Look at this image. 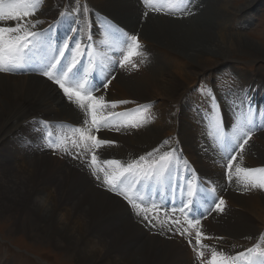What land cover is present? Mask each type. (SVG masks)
Wrapping results in <instances>:
<instances>
[{"label":"bare ground","instance_id":"obj_1","mask_svg":"<svg viewBox=\"0 0 264 264\" xmlns=\"http://www.w3.org/2000/svg\"><path fill=\"white\" fill-rule=\"evenodd\" d=\"M90 1L89 6L96 4L97 10L93 9L99 12V15H103L96 21L88 17L85 19V22L89 20L93 22L92 27L89 28L94 32L100 75L102 76L103 72L107 73L102 76L103 80L116 75L106 91L100 89L95 94V96H103L108 105L104 109V114L146 102L154 103V106L148 108V111H151L155 108L156 100L165 95V104L158 107L157 116L152 124L147 121L142 126L133 128L122 126L126 117L117 116L110 119L106 127L112 131L119 128V133L112 134L106 130L101 133L102 140L113 143L102 147L98 152L99 160H118L122 165H126L138 160L140 156L147 157L148 153L155 150L156 144L169 134L176 135L179 141L173 138L170 141L182 146V150H185L195 164L207 188L206 191L199 192L201 205L206 206L203 202L204 198L213 200L212 204H214L216 199L223 195L227 186L224 180L228 174L231 178H239L234 184L237 189L243 191V195L232 196L227 191L223 200L231 205L232 210L238 213L243 211L250 216L245 218L246 230H244L239 228L244 224L243 221L228 208L223 207L222 215L213 213L215 218L221 217L222 220L226 218L229 225L224 223L226 226H222L221 222H215L218 224L216 227L212 218L203 222L202 231L204 235L207 234V238L202 241L204 245L209 246L204 249L205 254L209 255V249L219 251L220 247L226 250L233 249L228 254L233 253L234 257L240 252H247L264 237V189L246 190L243 174H237L235 168H255L264 165V141L258 144L250 143L264 134V131L259 132L254 129L257 133L244 146V154H241V150L236 151L238 144L229 142L227 137L231 135L236 120L233 116L234 112L241 111L245 107L235 110L225 103L226 156L237 157L233 163L234 170L231 173L226 172L227 160L218 156L219 140L215 152L210 142L214 143L217 139L214 140V137L208 134V127L199 121L198 115L188 109L189 106L197 104L207 111L209 105L206 97L199 92L188 93L187 85L191 78L203 71L209 69L213 72L218 63L227 62L231 56L241 54L242 47L251 53L257 52L262 55L264 51L251 44L243 46L245 40L242 35L234 37L221 32L229 24L232 25L229 20L234 12L224 7L228 5L227 2L223 7L216 8L214 12L206 8L202 10L191 8L194 15L190 12L178 13L182 18L180 22L173 17V12L166 14L164 18L151 19L155 12L148 8L144 10V6L138 0ZM217 1L219 2V0H208L215 5H218ZM138 2L141 9L148 12V21L144 26H140L141 9ZM244 6L241 8L244 9ZM63 8L69 9L70 14L61 21L62 29H70L69 17H79L75 12L76 9L71 7L67 0H43L36 16L53 20ZM241 8H233V10L239 13L243 11ZM235 17H232V20ZM105 21L112 25L117 24L114 26L129 34L138 33L139 36H145V39L140 37V42L145 45L142 47L143 54L133 58V62L137 64L136 68H132L131 65L119 67L117 58L113 57L118 53L105 46ZM14 22L9 20L3 24L9 26ZM63 23L66 26H63ZM79 28L81 31L86 30L84 25ZM76 40L77 36L73 40V46L78 42ZM163 46L170 56L165 57L166 62L160 55ZM148 56H152V61L145 60L150 59ZM149 64L154 66L153 71L148 69ZM170 68L175 71L172 72ZM239 81L253 93L264 94V77L254 81L247 77L242 81L239 77ZM180 85L187 87L181 92ZM182 97L183 101H180ZM113 100H128L132 103L113 108L111 107ZM235 102L238 104L237 100ZM182 103L183 106L180 105ZM34 114L51 122H58L53 128L54 131L61 132V137L63 132L69 133L81 126L86 127L83 113L73 110L54 87L44 80L27 75L0 74V214L2 216L20 212L24 215L23 226L28 227V236L30 235L31 240L34 238L39 242L47 239L52 247L64 244L66 249L75 253L80 264H189L196 251L188 244L187 239L185 237L167 239L171 236V232L176 233L177 230L171 228L172 230L169 231V227L162 226L155 220L152 221L155 226L150 224L152 228L148 229L138 224L134 220L135 216L131 215L118 199L96 189L80 168L71 165L85 167L80 164L81 160L74 161L76 154H73L74 159L65 156L66 162L51 157L50 153L45 154L42 151L41 132L35 126H24ZM194 121L198 122L194 123ZM31 129H35V134L29 133ZM4 131L7 132L6 135ZM20 133L21 137L18 136ZM201 133L205 134L204 138ZM67 147L77 151L71 142L67 143ZM139 217L141 219V216ZM31 229H37L36 232L40 234L36 232L31 234ZM244 231L249 236L237 235ZM154 232L160 235H154Z\"/></svg>","mask_w":264,"mask_h":264},{"label":"snow or ice","instance_id":"obj_2","mask_svg":"<svg viewBox=\"0 0 264 264\" xmlns=\"http://www.w3.org/2000/svg\"><path fill=\"white\" fill-rule=\"evenodd\" d=\"M42 3L43 0H0V72L15 73L20 69H24L26 66L31 65L34 52H44L45 55L33 70H39L41 75L54 82L69 101L74 102L91 118L89 127L73 129L71 138L64 136L56 140L50 139V146L67 152V143L70 139L73 147L83 148L84 152H92L91 160L89 161L92 174L97 180H100L101 176L98 173H103V183L108 186L110 191L123 197L136 210L137 215H142L143 219L150 224L153 220L162 226L169 223L175 224L177 225L176 230L182 235L190 234L189 228L181 229V221L179 219L170 220L167 213H165V219L161 220L158 215L160 211L159 205L151 201L150 197L141 194V187L145 182H152L153 180L163 182L174 158V149L165 151L157 160L147 162L145 156H140L138 160L127 165H122L118 160L100 161L93 151L102 145L113 143L112 141L98 139L95 135H92L91 131L93 128L99 130L101 126H108L110 118L113 116L127 118L123 121L122 126L140 127L147 122L149 106H138L133 112H109L105 115L104 109L108 105L103 96L93 95V92L97 89L90 83L89 79L95 67L99 66L91 60L92 45L88 44L82 47L81 43L76 42L74 46L70 47L67 38L61 43H53L48 30L34 31L33 29H35L36 25L42 23V21L36 20L33 22L27 18L34 16ZM143 3L146 8L152 11H163L168 14L177 11H187L190 0H143ZM88 11L86 4L76 9L78 14L82 12L85 17ZM61 15H64V13ZM144 15L147 16L148 12L146 11ZM9 20L16 21L15 25L4 26L3 22ZM104 23V44L109 50L118 53L121 57L116 62L119 63L120 67L131 65L132 68H136L137 64L133 62V58L143 54L138 36L124 32L108 21ZM80 30L74 29L73 31ZM87 38L88 40L92 39L90 35ZM85 55L89 57V64L86 68L78 67L81 65L82 58ZM109 59L111 58L109 57ZM108 83L110 81L104 83L103 87L107 88ZM208 99L210 102L206 117L208 134L219 141H223L226 134L222 124V111L219 104L215 102L214 96L208 95ZM126 103H129V101L112 102L111 107L115 108L117 104ZM84 124L89 125V121L86 119ZM260 126L264 127V124ZM256 127L254 112L251 106H247L237 114L232 133L227 139L229 142H236L242 152ZM52 135V132L48 133L49 137H52ZM241 140L242 142H240ZM89 142L91 143L89 144ZM165 144H167V141H165ZM154 151H159V149ZM152 155V153L147 154L148 157ZM236 160L237 157L235 155L228 156L226 169L229 173L233 170V163ZM235 172L243 174L246 190L248 188L264 189V168L236 167ZM189 195H192V193L189 192ZM191 203L192 201L189 200L179 210L183 213L185 209L189 208ZM224 204L225 201L221 198L215 207L217 210L223 211ZM186 223L190 228L196 229V247L194 251H196L201 264H236L241 258H244L245 264H264V248L260 244L249 248L246 253H239L235 257L227 256L215 249H209V256L205 258L204 249L209 246L202 243L205 237L198 227L200 219L193 217L188 219ZM171 230V227H169V231ZM262 243H264V238H262Z\"/></svg>","mask_w":264,"mask_h":264},{"label":"rangeland","instance_id":"obj_3","mask_svg":"<svg viewBox=\"0 0 264 264\" xmlns=\"http://www.w3.org/2000/svg\"><path fill=\"white\" fill-rule=\"evenodd\" d=\"M138 1L141 3L142 0H138ZM80 2L83 3V5L84 4L91 5L90 0H80L79 3ZM139 2H138V6L140 7ZM225 2L228 3L227 6L225 5ZM81 3H80V7L82 6ZM208 3H209L208 0L207 1L206 0H190L189 9H187V11L185 12H190L191 14L194 15L195 13L193 9L191 8H201V10L206 8L207 10L209 11L212 10L214 12L215 10L225 5L224 7H227L231 11L234 12L233 15L231 16V19L229 20L234 27L231 24H229L221 32L225 34H229V35H234V37L237 35L238 36L242 35L241 37L242 38L244 37V40L246 43V44L244 43L243 46H246V45L248 46L251 44L253 47L257 46V48H259L261 51H264V0H228V1L219 0L218 5H215L213 2L209 4ZM243 6H244V9L241 8ZM92 7L97 10L96 4H92ZM233 8L235 9L241 8L243 11L238 13V12H235ZM108 12L109 11H107V13ZM143 12L145 11L141 9V14ZM178 13H181V12L179 11L173 12L174 14L173 17L179 19L180 21V17ZM76 14L77 16L79 15L77 12ZM141 14H140V26H144L148 20L146 18L144 23H141L143 21L141 18ZM165 15L166 14L163 11L155 12V14L151 17V19H154L156 17L164 18ZM183 15L186 16V14H183ZM234 16L236 17L232 20V17ZM86 17H88V15ZM216 18H219V17H216ZM220 21H222L221 18H220ZM248 32L249 34H247ZM140 37L142 39H145L144 35H140ZM242 50L243 51L241 52V54L236 55V56L235 55L231 56V59L227 60V62L223 61V62L218 63L215 66L216 68L214 67L216 70H214L213 72H210V70L208 69L200 73L198 76L191 78L187 85L188 88L190 89V87L193 86L192 84L197 81L196 79L199 76L206 74V73H212L210 74L212 77L215 74L216 75L215 80L216 79L229 80L227 76L228 77L232 76V78H238V76L239 77L241 76L243 79L244 77H247V79H256V76L258 77L259 75H260L259 77H263L264 76V59H259V58L264 57V55L259 54L257 52L251 53L245 47H242ZM160 55H161L162 60L165 62H166L165 57H170L166 51V47L164 46H163V50L161 51ZM148 57L150 59H145V60L148 62L152 61V56H148ZM206 63L207 62H205V64ZM148 69L153 71L154 66L152 64H149ZM170 70L172 72L175 71L174 69H171V68ZM207 77L208 76L204 77L202 80H206ZM187 86L185 85L184 87H181L180 85L179 90H181L182 92V89ZM183 96H186V95L183 94ZM158 100L159 102H157ZM158 100H156V103H155V108H154L155 111H157L160 105L165 104V95H163ZM169 109L171 110V106L169 107ZM197 122L198 121H194V123H197ZM4 132H5L4 134L6 135L7 132L6 131ZM201 136L202 138H204L205 134L201 133ZM261 141H264V134H262L256 140L251 141L250 143L258 144ZM210 144L213 147V150L217 152V150L215 149V146H216L215 142L214 143L210 142ZM236 147H239V146L236 145ZM241 154H244V151H242ZM218 156L220 157L219 153H218ZM228 177H229L228 184L224 180V182L227 184L225 190L229 191L230 195L232 196L234 194H236L237 196H241L242 194L241 189H237L234 184V181L239 178L237 177L231 178L230 176ZM231 186L234 188H232ZM223 207L228 208L230 212L234 213L238 219H241L244 224L239 226V228L246 230L245 218L246 217L250 218V216L246 215L243 211H240L238 213L232 210V207L229 204L225 203ZM142 217L143 216H141V219H143ZM23 218H24V215L20 214V212L9 213L3 216L0 214V264H80L77 260L75 253L66 249L64 244H61L57 247H52L47 241V239H44L42 241L40 240L39 242L35 241L34 238L31 240L30 235L28 236V233H29V229H27L28 227L24 228L23 226V222H24L22 221ZM211 218L215 222H221L222 226H226L225 224L229 225V223L226 222V218H224L225 220H222L221 217L215 218L213 217V215ZM215 222L213 223L217 227L218 224ZM153 224L154 222L151 223V225ZM29 225H31V223ZM30 231L32 234V233H35L37 229H31ZM39 234L40 233H38V235ZM237 235L249 236L246 233V231L242 232L241 234H237ZM248 246L251 247V245L249 244ZM220 248L226 251V248L224 247H220ZM195 254L196 253L192 255V259L190 260L189 264H195L194 263ZM208 256H209L208 254H205V257H208Z\"/></svg>","mask_w":264,"mask_h":264}]
</instances>
